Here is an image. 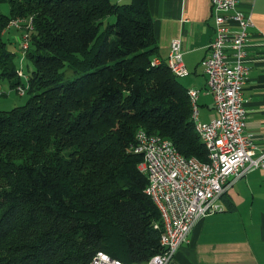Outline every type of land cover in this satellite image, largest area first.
<instances>
[{
	"label": "trees",
	"instance_id": "obj_1",
	"mask_svg": "<svg viewBox=\"0 0 264 264\" xmlns=\"http://www.w3.org/2000/svg\"><path fill=\"white\" fill-rule=\"evenodd\" d=\"M15 29L29 33V97L0 109V264L147 262L164 228L138 130L209 159L148 0H0V81L17 89Z\"/></svg>",
	"mask_w": 264,
	"mask_h": 264
},
{
	"label": "built area",
	"instance_id": "obj_2",
	"mask_svg": "<svg viewBox=\"0 0 264 264\" xmlns=\"http://www.w3.org/2000/svg\"><path fill=\"white\" fill-rule=\"evenodd\" d=\"M238 2L212 1L215 36L203 66L207 87L215 102L214 118L208 121L200 119V91L192 88L197 95L198 122L214 141L218 155L217 168L206 167L201 159L200 167H191L190 163L182 161L167 147L166 140L153 138V143H145L138 132L134 149L144 156V169L148 175L146 193L161 212L163 251L142 263H127L107 252L98 251L90 264H168L180 246L189 242V235L197 221L223 209L220 197L233 179L264 167V151L257 152L253 135L246 132L248 110L243 88L250 73L247 46L253 20L250 14L238 9ZM19 22L16 20L13 24ZM29 45L25 30L20 38L23 66L18 71L23 83L16 89L20 95L26 94L29 86V74L24 68ZM159 60L163 59L156 57L154 62ZM165 60L170 61L178 75L186 77L190 74L184 59L182 38L171 41ZM3 92L0 85V94Z\"/></svg>",
	"mask_w": 264,
	"mask_h": 264
},
{
	"label": "crops",
	"instance_id": "obj_3",
	"mask_svg": "<svg viewBox=\"0 0 264 264\" xmlns=\"http://www.w3.org/2000/svg\"><path fill=\"white\" fill-rule=\"evenodd\" d=\"M212 1L148 0L160 55L166 58L171 41L182 38L190 74L180 79L188 90L199 89L200 119L204 121L216 116L203 66L215 36ZM238 9L253 20L247 46L250 73L243 92L248 110L246 132L253 135L260 153L264 151V0H239ZM16 38L14 50L19 53L20 36ZM220 203L223 209L199 219L189 242L180 246L168 264H264V167L233 179Z\"/></svg>",
	"mask_w": 264,
	"mask_h": 264
},
{
	"label": "bare ground",
	"instance_id": "obj_4",
	"mask_svg": "<svg viewBox=\"0 0 264 264\" xmlns=\"http://www.w3.org/2000/svg\"><path fill=\"white\" fill-rule=\"evenodd\" d=\"M27 41H30L29 39V33H27ZM30 46V45H29ZM22 54V53H21ZM22 61H23V54H22ZM167 63L169 64L170 68L172 69V71L180 78L184 77L181 75H178L175 71L173 66L170 64V61L166 60ZM163 60H159L157 62H154V64H161L163 63ZM23 64V63H22ZM1 85V83H0ZM3 89V87H2ZM189 97L192 103V107H193V119L195 121V125H196V130L199 132V135H201L204 143L206 144L208 150H209V159L207 161H204L206 167L208 168H217V162H218V155L215 152L214 149V141L211 138L210 134H206L205 133V127L200 124V122H198V106H197V95L195 94V92L190 89L189 90ZM3 95V94H0ZM138 132H140V135L142 136L143 140L145 141V143H153V138H157L158 140H166V144L167 147L176 154V156H179L180 159L186 163H190L191 167H200V159L198 157L195 156H185L183 153H181L177 147L175 146V144L173 143V141L167 137H164L162 135H158V134H153V133H149L147 130L145 129H139ZM137 132V134H138Z\"/></svg>",
	"mask_w": 264,
	"mask_h": 264
},
{
	"label": "rangeland",
	"instance_id": "obj_5",
	"mask_svg": "<svg viewBox=\"0 0 264 264\" xmlns=\"http://www.w3.org/2000/svg\"><path fill=\"white\" fill-rule=\"evenodd\" d=\"M9 9H10L9 3L6 2L2 5V10L5 13H8ZM115 20H116V17L111 16L109 21L114 22ZM21 32H23V31H21ZM21 32H18V30L15 29V30L10 31L9 33H10V36L12 34L16 38L18 34H20V37H21V34H22ZM14 47H15V45H13V48ZM18 60H20L19 65L23 66L21 52H20V57H18ZM28 63H30V62H29V59H27V57H26L24 60V68L26 70H28V65H27ZM30 68H31V66H30ZM67 74H68L69 78H73L75 76L72 71H68ZM180 81L183 82L184 80L180 79ZM0 83L3 87V91L5 92V93L3 92V95H0V109L1 110H10L13 107H15L17 105L24 104L27 101L29 96L27 94L20 95L17 92V90L11 86L9 81L3 80V81H0ZM142 167L145 168L144 162L142 163Z\"/></svg>",
	"mask_w": 264,
	"mask_h": 264
}]
</instances>
